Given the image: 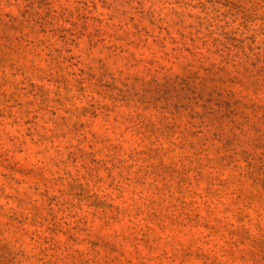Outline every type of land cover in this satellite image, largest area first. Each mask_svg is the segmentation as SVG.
<instances>
[{"label":"rangeland","instance_id":"374dc122","mask_svg":"<svg viewBox=\"0 0 264 264\" xmlns=\"http://www.w3.org/2000/svg\"><path fill=\"white\" fill-rule=\"evenodd\" d=\"M0 264H264V0H0Z\"/></svg>","mask_w":264,"mask_h":264}]
</instances>
